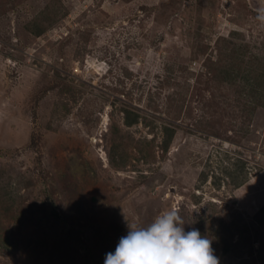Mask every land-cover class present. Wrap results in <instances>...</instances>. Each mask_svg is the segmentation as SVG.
Masks as SVG:
<instances>
[{"label":"rangeland","instance_id":"1","mask_svg":"<svg viewBox=\"0 0 264 264\" xmlns=\"http://www.w3.org/2000/svg\"><path fill=\"white\" fill-rule=\"evenodd\" d=\"M229 60L264 71V0H0V264H104L170 208L264 264V105Z\"/></svg>","mask_w":264,"mask_h":264},{"label":"clouds","instance_id":"2","mask_svg":"<svg viewBox=\"0 0 264 264\" xmlns=\"http://www.w3.org/2000/svg\"><path fill=\"white\" fill-rule=\"evenodd\" d=\"M175 208L159 213L146 226L128 224L104 264H219L212 240L198 228L185 230Z\"/></svg>","mask_w":264,"mask_h":264},{"label":"trees","instance_id":"3","mask_svg":"<svg viewBox=\"0 0 264 264\" xmlns=\"http://www.w3.org/2000/svg\"><path fill=\"white\" fill-rule=\"evenodd\" d=\"M163 6V4H162ZM161 6V7H162ZM164 7V6H163ZM163 11V10H162ZM34 24V25H32ZM31 24V31H33L35 34H39L41 32H43L45 30V28L42 25H39L38 21L34 20V22H32ZM233 33V32H232ZM244 53V52H243ZM243 53L238 52V56L244 60L243 57ZM241 54V55H239ZM238 58V57H237ZM256 59H259L258 57L255 56ZM258 61V60H256ZM259 61L261 62V59H259ZM251 63H253V58H250ZM255 64H257L256 62H254ZM235 62L232 61H226V64L224 65V68L222 70V72H225L230 75H232L231 78L236 79L239 75L236 71L235 68ZM256 67H251L249 65H245L244 66V70L242 69V73L241 75H239L240 79H242V82H244V87L243 90L240 91V96H243L244 98V110H252L255 106L264 105V71L262 70L261 73H256L253 74L255 71ZM123 112H124V121L126 125H131L135 122H137L140 119V115L137 112H134L132 110H130L127 107H123L122 108ZM117 131V130H115ZM175 129L173 126L171 125H163V139L160 143V147L162 148V150H167L169 147V144L171 142L173 133H174ZM115 154H120V160L119 161H115ZM110 157L111 160L118 165L124 164L125 162V156L122 155V153H119L117 151L116 153V149L115 147L111 148V152H110ZM241 162V159H237V162H235L236 164L240 165V167H235L236 171L232 172L231 170L228 171L227 169H224L226 174H228V176L231 178L232 182L236 183V184H240L241 181H243V178L241 176V173L243 171V166H241V164H239ZM234 169V170H235ZM207 177V172H201L200 173V178L202 181H204ZM214 183L217 184L219 186V181L218 180H214ZM226 250V248H225ZM96 258V257H95ZM105 258L104 255H101L99 253V259H103ZM83 264H89V262L86 260Z\"/></svg>","mask_w":264,"mask_h":264}]
</instances>
